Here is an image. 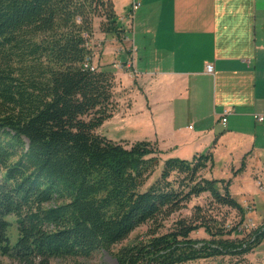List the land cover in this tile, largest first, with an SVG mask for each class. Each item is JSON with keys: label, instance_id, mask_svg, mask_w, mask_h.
<instances>
[{"label": "trees", "instance_id": "trees-1", "mask_svg": "<svg viewBox=\"0 0 264 264\" xmlns=\"http://www.w3.org/2000/svg\"><path fill=\"white\" fill-rule=\"evenodd\" d=\"M97 18L102 33L126 37L113 0H0V255L34 264L90 257L149 225L115 253L118 264L224 257L250 264L246 256L264 241V224L240 231L246 211L232 180L203 175L211 152L162 160L156 143L97 132L117 109L114 72L91 69ZM161 163L160 177L145 189ZM206 193L208 210L197 207L162 232ZM216 207L235 210L242 222L226 226ZM9 218L17 225L14 244ZM199 229L211 238L194 239ZM238 232L242 238L233 237Z\"/></svg>", "mask_w": 264, "mask_h": 264}, {"label": "crops", "instance_id": "crops-1", "mask_svg": "<svg viewBox=\"0 0 264 264\" xmlns=\"http://www.w3.org/2000/svg\"><path fill=\"white\" fill-rule=\"evenodd\" d=\"M113 1L126 37L102 33L97 18L91 47L94 59L99 47L116 68L114 114L136 132L118 142L151 141L164 159L211 152L206 177L231 179L232 195L244 208L252 201L256 220L255 197L264 196V121L254 117H264V0ZM246 258H264V241Z\"/></svg>", "mask_w": 264, "mask_h": 264}, {"label": "rangeland", "instance_id": "rangeland-1", "mask_svg": "<svg viewBox=\"0 0 264 264\" xmlns=\"http://www.w3.org/2000/svg\"><path fill=\"white\" fill-rule=\"evenodd\" d=\"M96 24V28H97ZM131 35H133V32H131ZM96 57L94 59V64L96 65L98 70H114L116 68L112 67L113 64L106 65V60L103 56V50L101 48H97L95 50ZM128 55V54H126ZM130 55L127 56V59L129 60ZM119 60V58L117 59ZM118 64V63H117ZM128 64V63H127ZM126 65V63H125ZM120 66V63L118 64V67ZM126 68V67H125ZM132 68V67H129ZM116 100V99H115ZM133 123L131 120H123L121 117L115 115L104 122V124L97 130V132L100 135H103L111 140L114 141H120L124 137H132L134 135L133 131ZM137 131V130H136ZM162 160H164V156L161 155ZM162 170V163L157 169V171L154 173V175L148 180L147 184L145 185V189L148 188L152 183H154L161 174ZM203 175L206 177L208 176V169L203 171ZM209 177V176H208ZM238 197H240L238 195ZM211 202V198L209 195L202 194L199 197H193L192 200L186 204V206L174 214L170 220H168L165 223V228L162 230V232L168 231L174 221L179 219L180 217L184 218H191L194 213L196 212L197 207H202L206 210L209 209V205ZM255 202L257 205V210L254 212V218L251 219L250 213H252L254 208V204H252V201L249 198H245V204L246 207L244 208L246 211L244 221L241 224L240 231L242 230H252L259 228V226L263 225L264 222V196H256ZM220 214L219 219H222L223 216L226 217V226H237L238 222H242L241 215L237 213L235 210L229 209L227 207H216L214 210V214ZM11 222V226L9 229V236L11 238L12 244H14L18 237V231H17V225L13 218H9ZM149 230V225H144L136 229L125 241H123L121 244L114 245L111 249V251L108 250H100L95 253H93L90 257H77V258H67V259H53L51 264H118L117 260L115 258V253L122 247L128 244H131L135 242L137 239L143 238ZM243 237V233H239L236 235L234 234L233 237ZM192 237L196 240H209L211 236L204 230L199 229L198 231L194 232L192 234ZM247 261L250 264H264V258H247ZM235 259H231L230 257H224V258H212V259H201L198 261H195L192 264H234ZM0 264H34V263H23L19 260H17L15 257L10 256H3L0 255Z\"/></svg>", "mask_w": 264, "mask_h": 264}, {"label": "built area", "instance_id": "built-area-1", "mask_svg": "<svg viewBox=\"0 0 264 264\" xmlns=\"http://www.w3.org/2000/svg\"><path fill=\"white\" fill-rule=\"evenodd\" d=\"M138 7H139V4H134L133 7H132V10L135 11V10L138 9ZM88 65L89 64H87L86 67H88ZM133 66H134L133 61H130L128 67H133ZM91 69L92 70L97 69L96 65L94 64V61H93V63H91ZM206 71L208 73H212L213 72V66L211 64H208L207 67H206ZM134 73L136 74V72H134ZM254 117H255L256 120H258L260 122L264 121V117L263 116L255 115ZM222 121H223V123H226L227 119L223 118ZM263 224H264V222H263Z\"/></svg>", "mask_w": 264, "mask_h": 264}]
</instances>
